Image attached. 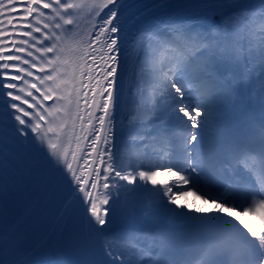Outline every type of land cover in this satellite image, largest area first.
<instances>
[{"label": "snow or ice", "instance_id": "snow-or-ice-1", "mask_svg": "<svg viewBox=\"0 0 264 264\" xmlns=\"http://www.w3.org/2000/svg\"><path fill=\"white\" fill-rule=\"evenodd\" d=\"M255 3L264 16V0ZM82 7L76 0H0V128L7 115L15 139L31 136L54 163L90 232L111 240L104 264H144L125 257L142 253L146 237L106 229L128 186L147 185L177 220L206 229L201 264H222L220 257L237 246L254 254L244 264H264V228L245 222L253 217L264 225V104L259 120L249 122L262 138L258 146L243 137L221 143L211 137L221 101L237 92L235 76L217 66L225 62L234 19L247 10L233 8L196 24L145 23L149 5L142 0H91L82 25ZM145 35L167 55L154 62L150 116L133 122L129 104L143 99L133 82L145 86L144 65L153 59L151 49L141 55L137 48ZM261 78L264 94V71ZM157 142L172 145L169 154L151 148ZM131 145L135 154L125 158ZM15 169V148L0 138V226L18 179ZM162 175L168 179H158ZM188 196L191 203L178 202ZM158 255L150 264H170L163 251Z\"/></svg>", "mask_w": 264, "mask_h": 264}, {"label": "bare ground", "instance_id": "bare-ground-1", "mask_svg": "<svg viewBox=\"0 0 264 264\" xmlns=\"http://www.w3.org/2000/svg\"><path fill=\"white\" fill-rule=\"evenodd\" d=\"M142 2L149 5V8L145 10V23L172 21L177 25L196 24L200 23L204 16H219L221 13L230 11L233 8L245 9L247 11L241 12L234 19L231 26L229 37L233 40L239 33L241 24L264 17L261 15L259 5L255 3V0H155L159 4L157 7L152 6L154 0H142ZM221 3L225 6L220 7ZM132 10L134 9H130V11ZM154 38L145 35L138 39L137 48L141 55L147 51V48L156 46L153 40ZM238 55L235 44L230 47L228 46L223 64L227 72L226 76H235V84L237 87V92L234 94L233 99L229 101L233 111L234 125L237 126L239 133L247 134L248 130L245 119L247 115L252 116L255 114L252 112L250 106L253 103L254 96L256 94H262L260 91L262 80L254 71L240 69ZM151 83L152 77L151 81H146L145 84V87L149 90ZM137 90L138 88L136 92ZM125 96L127 97V91ZM129 113L134 118L133 122L135 120H144L150 116L148 113L147 115L141 113L138 109L129 111ZM217 113L218 111L215 115ZM259 118L260 114L257 112L255 114L256 121ZM165 147L169 148V144L157 142L151 146V148L157 151ZM81 163L83 162L81 161ZM125 163H127V159H125ZM158 179L166 180L168 177L167 175H162ZM147 186L149 188H146ZM147 186H143L145 191L142 192L132 191L131 186H128V191L122 196L125 200L121 202V205L126 208V212L122 211L121 208H115L109 216L110 223L106 231L112 229L130 230L146 237L143 245L144 251L138 254L126 253V259L131 258L133 260L144 261L149 257L157 256L163 251L159 243V237L156 234L159 230L178 232L184 229L202 230L203 228L196 223L177 220L174 217V213L170 210L171 206L168 209L160 206V201L156 194L149 190L151 189V185ZM145 192L152 195V198L148 201L151 202L152 208L150 209H148L150 203L144 200L142 196ZM130 198L138 199L136 203L128 205V199ZM193 199V197L188 196L178 202L183 203L187 201L191 203ZM76 201L75 194L71 193L67 185L62 183L57 177L42 201L37 213L17 237L0 251V259L4 261V264H44L46 261L53 260L57 264H66L60 246L61 235L70 211ZM196 205L210 207V205H201L200 201H196ZM84 217L85 213L83 208H81L77 219V232L80 243L93 264H104V261L108 259L105 248L108 243H111V240L102 233H91ZM245 222L256 231L264 228V225L261 223L252 222L251 217H245ZM114 248L117 251L122 250L119 244H114ZM148 249H155V251L149 252Z\"/></svg>", "mask_w": 264, "mask_h": 264}, {"label": "rangeland", "instance_id": "rangeland-1", "mask_svg": "<svg viewBox=\"0 0 264 264\" xmlns=\"http://www.w3.org/2000/svg\"><path fill=\"white\" fill-rule=\"evenodd\" d=\"M252 57H253V61H254L253 69L255 72H258L259 75L261 76V72L264 71V69H263L264 63L261 66L259 64L260 58H257L254 54L252 55ZM144 91L145 90L143 88L140 90V95L143 97V99H142L143 103H142L140 109H141L142 113H150V107H151V104L153 103V95L152 94L146 95ZM146 188H149V187L147 186ZM135 191H144L143 186H138V188ZM142 196L144 197V200H147V202L152 197L151 194H149L148 192H145ZM148 203H150V205L148 206V209L152 208L151 202H148Z\"/></svg>", "mask_w": 264, "mask_h": 264}]
</instances>
